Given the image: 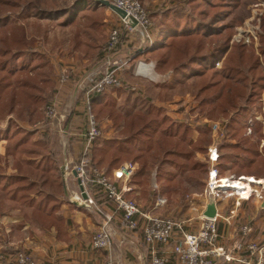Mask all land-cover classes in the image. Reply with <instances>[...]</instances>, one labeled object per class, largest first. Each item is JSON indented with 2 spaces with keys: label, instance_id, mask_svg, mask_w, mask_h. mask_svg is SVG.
<instances>
[{
  "label": "trees",
  "instance_id": "16d2710c",
  "mask_svg": "<svg viewBox=\"0 0 264 264\" xmlns=\"http://www.w3.org/2000/svg\"><path fill=\"white\" fill-rule=\"evenodd\" d=\"M261 1L264 2V0ZM189 4L194 10L193 17H186L185 21H182L185 16L181 12L166 11L163 13L161 23L169 22L168 25L160 29L155 42L142 53L148 54L154 60V70L157 74L162 75L172 68L174 80L167 89L172 91L178 84L181 89L186 88L188 86L186 82L190 80L192 81L191 91L200 107L210 104L215 109L216 116L227 117V119L230 113L237 114V118L229 119L226 128L231 138L238 135L240 139L234 146L226 145L235 151V155L233 157L224 156L223 163H229L231 171L236 172L233 174L237 176L253 175L255 179L263 177L264 146L259 153L255 144L250 143L249 138L245 136L246 130H244L243 123L249 112H260L261 100H263L264 107V18L260 24L257 54L251 47L233 42L230 44L231 24L229 25V22L222 24L227 15L237 7L239 0H190ZM203 5L205 8L202 7ZM103 9L105 7L92 0H69L62 3H59V0H0V120L10 116L19 118L23 113L33 116V120H38L40 108L43 105L46 107L51 105L52 98L59 90H57V85L54 84L53 87L42 71L47 66V62L43 61L42 55L30 45L26 24L9 22L10 16L16 14L23 21L31 19L34 22L52 19L60 25L73 27L70 31L75 34L74 48L77 49L80 46L87 48L89 49L87 54L92 52L93 56L96 55V60L101 61L106 55L105 43L102 46H99L100 43L97 45L99 40L95 33L102 22L92 16ZM171 15L172 19H169ZM82 36L85 37L83 41L80 40ZM211 36H220L221 42H214L213 45L205 44L208 37L213 38ZM193 37L196 40H193ZM183 39L185 40L183 42L191 43L187 47L179 48L178 43ZM124 42L125 35L122 34L116 50H119ZM221 60V66L217 69L216 64ZM70 79L72 80L71 76ZM77 82H72L71 85ZM45 91L48 92L46 95L48 98L44 96ZM212 92L215 96L214 102L208 101L206 97ZM146 120L148 118H144V121ZM14 124L10 119L8 120L2 138L6 142L4 156L14 160L12 167L17 172L9 177V183L0 185V190L6 198L31 209L33 218L41 219L46 215H51L57 207L56 205L51 209L46 208L50 202H58L53 196L54 192L50 194V189L56 187L53 191L62 194L59 180L50 179L52 178L51 173L54 174L51 171L60 166V160L52 151L48 138L37 139L34 133L26 132ZM261 128V124L254 121L252 129L258 136L257 140L262 137ZM167 129L168 131L165 132L167 139L163 141L167 149L164 150L163 156L179 160L170 163L180 171L178 175L191 173L197 178L201 175L206 176L208 166L205 164L199 162L192 163L191 166L187 164L193 162L192 159L196 152L203 151L198 141L202 137L199 136L196 141H192L188 127L177 122H170ZM98 139L95 145L98 144ZM95 145L90 150L87 174L90 171L89 167L98 169L104 164ZM36 159L38 162L35 161ZM1 161L2 156H0ZM167 162L164 161L162 164ZM113 164V161L108 162L107 171ZM162 171L161 169L156 180L164 183L162 190L169 199L170 193H175L171 183L176 179L171 173ZM1 173L0 168V180H3L4 176ZM220 173H223V168ZM30 176H34L40 182H30L28 180ZM145 177V169L142 168L135 173L131 184L136 187H147ZM97 188L89 184V189L95 198L101 194L100 191L96 194ZM44 189L49 191L44 192ZM32 192L34 194L29 195ZM147 192L146 196L154 202L156 193ZM34 220L39 221L36 218ZM1 254L4 260H0V264L7 259L5 251Z\"/></svg>",
  "mask_w": 264,
  "mask_h": 264
},
{
  "label": "rangeland",
  "instance_id": "374dc122",
  "mask_svg": "<svg viewBox=\"0 0 264 264\" xmlns=\"http://www.w3.org/2000/svg\"><path fill=\"white\" fill-rule=\"evenodd\" d=\"M64 1H69V0H59V3H62ZM94 1L96 2V0ZM106 1L110 3V0H106ZM134 1H136L144 11L145 15L147 16V19L150 22V27L147 32H145L144 29H141L143 37L138 36V34L134 31V29L132 32H127V34H125V43L126 42L129 43L128 48H130L131 50H136V51L143 50L147 45H149L153 37H156L160 29L164 28L166 24L168 25L169 22L164 21L163 23H161V20H163L162 15L166 11L181 12L183 16H185L182 19V21H185L186 17L187 18L193 17L194 10L192 9L191 4H189L190 0H134ZM225 1H229V0H225ZM202 7L205 8V5H203ZM101 11H103L102 12L103 14L101 13ZM101 11L97 13L95 12L94 15L92 16L97 21L99 20L102 22V25L95 33V36H97V39L99 40L97 45H99L100 43L99 46H102L103 43H106L113 30L123 29V24L120 18L119 21H115V22L114 20L111 21L109 19L106 21L105 12L108 11V9L105 8ZM108 14H111V12L108 11ZM263 18H264V2H262L261 0H239V4L237 5V7H235L232 13L231 14L229 13L226 19L222 22L223 25L227 24L228 22L229 25L231 24L232 29L230 30V32L232 36L229 41L230 44L233 42V43L245 45L242 44V40L244 36L246 35V37H248V35L253 34V37H250V43L246 44L245 47H251L254 53H257L259 35L261 31L260 24ZM169 19H172V15L171 18ZM80 20L82 22L81 18ZM9 22L12 23L18 22L21 24L22 23L26 24V33L30 45L33 46V49L37 53L42 55L43 61L47 62V66L42 71H44L46 78H48L51 81L53 87L55 84V86L57 85V90L59 89L57 95H55L54 98H52L53 96H51V98L53 100L52 102L55 105V109L58 112V115L62 116L63 119L55 120L52 122H45L44 112L46 109V105H43L40 108L39 111L40 116L38 120L36 119L33 120V116H29L28 114H24V113L19 118H17L16 116H10L5 118L4 120H0V130L5 129V127L8 125V120L10 119L11 122L17 124L24 131L25 130L37 131V136H36L37 139H41L42 137H46L49 139L52 151L58 157L57 159L60 160L61 168L63 167L64 164L68 166L67 173L69 175L67 177L68 178L72 177L74 182L72 181L68 182L69 180L67 182L66 181L64 182L66 187L65 188L66 195L59 194L58 191H53V189H55L56 187H53V189H50L48 187V189H50V193L54 192L55 193L54 195L60 197V199L63 202L62 203L50 202L46 208L51 209L52 207L57 205V207H55L56 209L51 214V217L52 215L53 217L54 215L59 217V215L62 214L61 212H59V208L61 205L67 208L74 215V213H76L74 211L76 210L72 208V204L69 203V201H71L69 200L70 199L69 197H71L70 196L71 193H74L75 195L80 194L81 198L85 196V198L82 199L84 201L91 200L90 208L85 210L89 212L91 215L95 216L99 223L96 230L95 229L92 230L93 228L91 229L90 227L91 234L89 238H91L92 240L91 235L94 236L97 230L101 228L103 215L104 214L109 215L111 214V211L109 213H106V210L97 202L98 200L97 197L95 198L93 193H91L89 189V184L85 179L84 181H82V185H80L76 180V177L72 175V171L74 170L76 165L79 164V161L81 159L83 144L81 142L80 154L77 157L76 161L74 160L71 162V159L68 156V151L69 149H71L70 146L73 145L75 134H73V132L69 134L68 132L69 130L66 129V123H67L66 119L68 114L67 113L63 114L61 112L62 110H66L69 108V106L67 108V103H66V93H67L66 89L70 87L72 82L78 81L79 76L81 75L82 72L88 71L93 66H94L93 69H91L93 70V74L95 72L97 73V75L104 73L105 69L107 68L106 65L107 56L103 60L98 61L95 60L96 55L93 56L92 52L91 54H87L89 53V49L84 48L82 46H80V48L75 49L74 48L75 34L70 31L73 27L70 28L69 26L60 25L59 23H56L52 19L42 22L39 21L34 22V20L31 19H28L27 21H23L18 15L15 14L10 16ZM211 37L213 38L208 37L206 39L205 44L209 43L210 45H213L214 42L216 43L221 42L219 39L220 36H216V37L211 36ZM192 39L196 40L194 37ZM217 39H219V41H217ZM80 40L81 41L85 40V37L82 36ZM183 41L185 40L183 39L179 41L178 43L179 48L187 47L191 43V42H183ZM127 55L124 53L123 49L120 48L115 53L114 57H110L111 59L110 62L116 61L118 62V64H120L123 57H127ZM224 57L222 58V60L224 59ZM126 60H127V64L125 66L127 67L126 70L121 71V69H119V71L117 70L119 73L118 72H117L118 74L116 73L119 80L118 86H112L106 88L104 92L100 94V95L104 94L108 98L107 105L99 109L97 107L95 109L91 108L92 114L95 118L97 125L99 126L101 133L100 138L98 139L99 140L98 144L101 143L107 147L105 148L103 154L99 153V155L103 159L102 161L104 162V164L96 170L104 174L106 178L112 180L113 172L116 170L115 168H117L119 165H116L114 167L111 166V169L107 171L109 167L108 162L113 161L114 163L115 159L116 161L119 160L122 162H132L135 165V172L130 180L129 185L132 186L133 188L139 189L140 195L139 197L133 194L127 196L126 193L125 194L126 199L133 201L135 204H137V206L141 208L144 207L145 203H147V199H148V197L146 196L148 195L147 191H149V194L153 193L154 191L156 193V196L161 195L165 199V205L162 208H160L159 212H155V215L156 213L159 214L161 213L167 216L165 218L171 219L174 216L173 212H176L177 215L175 214V216L179 215V217L177 218L182 220L184 214L179 211L177 212V208L179 206H182L180 204H185L186 202H189L192 199L196 201V203L201 201L203 203V193L204 190L206 189L207 176L201 175L200 178L199 177L197 178L191 173L189 174L185 173L184 175L180 176L178 175L180 171L170 164L171 161L175 162L179 160H174V158H171L169 156H165V157L163 156L164 150L167 149L166 146L163 144V141H166L167 139L165 132L168 131L167 128L170 125V122L181 123V125L188 127L189 137L192 141H196L199 136L202 137V139L199 138L202 142L200 140L198 141H199V145L202 146L203 151L196 152L194 158L192 159L193 162L187 163L188 166H191L192 163L199 162L201 164H205L206 166H208V171L212 167H215L219 171V176H220V175L228 174L225 173V171L227 172L230 169L229 163L227 164L223 163V159L225 158L224 156L235 155V151L226 147V145L234 146L240 139L238 135L237 136L235 135L233 138H231L226 128L229 119L237 118V114L230 113L228 116L229 119H227V117L225 118L223 116H216L215 109L210 104L200 107L198 101L195 100V97L193 96V93L191 91L192 89L190 83L192 81L190 80L186 82L188 85L186 88L181 89L180 85L178 84L174 86L172 91L167 89L172 83L171 80L169 82L165 80L168 79L170 76H172V78L174 77L172 73L173 72L172 68H169V70H167V72H165L164 74L159 75L154 70L155 67L154 60L148 58L147 60L136 62L135 64H133L132 70H130L131 68L130 58L127 57ZM222 60L216 64L217 69L220 68ZM140 64H143L146 67L145 68L146 70L144 71L139 70ZM108 68L111 71L114 68H116V66H108ZM63 72H66L69 75V77L71 76L72 80L70 79L69 82L61 85L59 83V79ZM125 88L130 90H125ZM117 89H120L121 92L117 91ZM49 91L50 89L48 90V92ZM47 93L45 91L44 96L48 95ZM63 93H65L64 97H62ZM46 97L48 98V96ZM206 97L208 101L211 100L212 102H214L213 98L215 96L213 92L207 94ZM174 98L176 99L175 102L171 103V101ZM77 100L78 98L75 97L76 102ZM158 102L160 104L166 103L167 106L164 105L163 107H161L162 105H159ZM167 103L170 104L168 105ZM157 105L160 107H157ZM169 115H172L175 118H172ZM144 118H148V120L144 121ZM82 121L83 122L81 121L79 122L80 124H85L84 129H86V122L84 117L82 118ZM254 121L259 122L262 127L261 128L262 137L260 140H257L258 136L256 135V133H254L255 132L254 129H252V125H254ZM243 124L245 125L244 130H246L245 136L249 138L248 139L249 142L255 144L257 149H259V146L263 147L264 146L263 100H261L260 112H254V111L249 112ZM10 132L12 133V131ZM82 132L84 131H80L79 133ZM40 134H42L41 137ZM79 138L81 139V134L79 135ZM1 142L2 141L0 139V144H2L3 147H5L6 142L5 141H3L2 143ZM208 148L216 149V152L219 155L216 164L211 165L210 163L207 162L206 156L208 155ZM196 154L200 157L196 156ZM12 161L14 164L13 159ZM164 161H168V162L166 164H162V162ZM223 164L224 166H222ZM220 167L223 168L222 174L220 173L221 171ZM142 168L145 169V174H146L145 181H147L149 185V186L147 185V187L143 186L144 189L143 187H136L131 184V181L135 173H137ZM89 169H93V167L92 168L89 167ZM161 169L163 170L162 171L163 173L165 172L171 173L173 177L176 179L171 183V187L174 189L175 193H170L171 197L169 199L165 196L162 190V185H164V183L156 180L157 175H159V172H161ZM13 170L15 169L13 168ZM84 170L86 172L87 169ZM233 173L236 172L233 171ZM188 175L190 178L188 177ZM235 175L236 176L234 177L228 176L222 179L235 181V180H240L239 178L241 177H245L247 179L254 178V176L237 177V174ZM258 179L259 178H257V180ZM37 181L40 182L38 179ZM216 184L217 183H215V185ZM247 184L252 189L251 193L253 194V197L255 196V193L256 194L258 193V189H262L264 191L263 187L261 188L257 187L258 188L257 189L252 186L253 184L246 183V185ZM80 187L82 188L81 191H80ZM48 189H44L43 191L44 192L49 191ZM97 189L98 190L96 194H98V191H100V193L104 196L101 190L99 188ZM217 191H219L220 195L222 196L229 197L232 194L236 196H240L238 192L233 190L228 191V190L220 189ZM33 194L34 193L32 192L29 195L32 196ZM256 196L258 197V194ZM13 202L16 205L20 204L15 201ZM0 204L2 203L0 202ZM5 204H6V209L4 208L5 211L12 212L13 210H11L10 208L12 205L15 206V204L12 203L9 204L7 202ZM20 205H24V204H20ZM16 207L18 206H15L14 208ZM13 214L15 216H18L19 212L17 211L16 213ZM20 215L21 214H19V216ZM32 216H33V212L31 213V218L35 223H37V225L46 226V224L49 223V225L54 227L56 231L59 230L58 228L61 226V225L59 226L58 222H55V217L53 218L54 221L48 222L49 219L46 217L44 218L42 217L41 219L35 217L37 220H39L36 221L34 220L35 218H33ZM62 217H66L65 214H62ZM73 220L75 225L82 227L81 224L75 222L77 218H73ZM1 221L2 219L0 218V260L1 261L4 260L2 257L3 255L1 254L4 253V251H6V253L9 254L7 255V259L3 261L2 264H15L14 259L18 254L28 256L36 263H43V262L49 263L47 261L36 260L31 255V253H29V251L21 247L20 244L22 243V240H25L27 236L25 237L21 232H17V231L13 232L14 228L10 229V227H8L5 230L6 224ZM112 224L113 222L111 223V226ZM113 226H116V228L118 227L117 224L116 225L113 224ZM119 229H120V225H119ZM88 231L89 230H84L85 233H87ZM37 233L41 235L42 232L39 233L38 231ZM91 240H90V247H91ZM110 255L113 263L116 264L117 258L115 256L112 244L110 249ZM107 260H108V256L106 255L105 262Z\"/></svg>",
  "mask_w": 264,
  "mask_h": 264
},
{
  "label": "crops",
  "instance_id": "0c3cea01",
  "mask_svg": "<svg viewBox=\"0 0 264 264\" xmlns=\"http://www.w3.org/2000/svg\"><path fill=\"white\" fill-rule=\"evenodd\" d=\"M108 11L111 12V14H108ZM108 11H106L107 13L105 12L106 21L108 19L111 21L114 20V22L119 21V17L115 13H113L109 9ZM155 38L156 37H153V39L151 40V42L153 41L152 43L155 42ZM128 44L129 43L124 42V45L121 46V49H123L126 55L128 54L127 57L130 58V67H131L130 70H132L133 64H135L138 61L147 60L148 58H150V56L148 54L142 53L144 50L143 51L131 50L130 48H128ZM127 57H123V59H126ZM93 67L90 68L88 71L82 72L81 75L79 76L78 82L70 85V87L66 89L67 90L66 103H67V108L68 106L69 108L66 110L61 109L62 110L61 113L68 114L67 119H66L67 120L66 129L69 130L68 131L69 134H71L72 132L73 134H75L73 145L70 146L71 149H69L68 151V156L71 159V162L74 160L76 161L77 157L80 154L82 141L79 138V135L83 134L84 132L82 133H79V132L85 131L84 129L85 124H80L79 122V121L83 122L82 118L84 117L85 119V113L83 110L84 108L82 107L83 106L82 104L83 94L81 93L78 86L80 85V83L91 80V76L93 74V70L91 69H93ZM170 80L171 81L174 80L172 76H170L165 81L169 82ZM125 90H130V89L125 88ZM117 91H120V89H117ZM64 96H65V93H63L62 97ZM75 97L78 98L77 102L75 101ZM92 100L94 101L92 102ZM107 100L108 98L104 94L101 95V97L100 95L95 96L91 99V106L94 109L96 107L98 109L102 108L107 105ZM175 100L176 99L174 98L171 101V103L175 102ZM158 104L162 105L161 107L166 105V103L160 104L159 102ZM167 104L169 105L170 103H167ZM157 107H160V106L157 105ZM169 116L172 118H175L172 115H169ZM26 132L34 133L35 138L37 136V131L27 130ZM75 132H78V133H75ZM3 135H4V129L0 130V139L2 142L4 141L3 140L4 138H2ZM94 147L95 149H97V152H99L100 154H103L105 148H107L101 143L96 144ZM261 149H262V146H259V149H258L259 153L261 152ZM4 151H5V147H3L2 144H0V156H2V161L0 162V168L2 169L1 174L2 176H4V179L0 180V185H6L7 183H9V177L11 175L16 174L17 172L13 170L12 168V165H13L12 158L5 157ZM196 156L198 155L196 154ZM229 157H233V156H229ZM35 161L38 162V159H36ZM115 162L113 164V167L116 165L120 166L122 163H124L119 160L116 161V159H115ZM51 172H54V174L51 173L52 178L50 179L51 180L55 179V181L59 180L62 186V195H66V191H65L66 187L64 184V180H63V171H62L61 165L56 170L51 171ZM225 173H228V174L220 175L219 177L225 178L228 176H236L235 174H233L231 169H229L227 172L225 171ZM250 176H253V175H250ZM251 179H254V178H251ZM28 180L30 182L38 183L36 182L37 178H35L34 176L28 177ZM254 180H257V179H254ZM258 180L263 181L264 176L259 177ZM67 181L74 182L72 177L70 178L67 177L66 182ZM54 194L53 196L55 197V199H57L58 202L62 203L63 201L60 199V197ZM131 194L139 197L140 191L139 189L133 188L132 186H130V191L126 195L128 196ZM99 195L97 196V199H98L97 202L106 210V213H109L111 211V214H113L112 212H114V206L111 203H108L102 194H99ZM251 197H253V195ZM249 198L245 195L244 199H249ZM0 202L2 203L0 204V218L2 219L1 222L6 224L5 230L8 227H10V229L14 228L13 232L15 231L21 232L25 237L27 236L25 240H22V243L20 245L21 247L29 251V253H31V255L36 260L47 261L50 264H104L105 259H106V253L100 252V251L99 252L94 251L90 247L91 238L89 237L91 234V229L93 228L92 230L94 229L96 230L99 223L96 217L91 215L85 209L78 208L72 205V208L76 210L74 211L76 213H74L73 215V213H71L67 208L61 205L59 208V212H61L62 214H65L66 217H62V214H60L59 217L54 215L55 222H58L59 226L61 225L58 228L59 230L56 231L54 227L49 225V223L46 224V226L37 225V223H35L31 218L30 209H28L24 205H20V204L16 205L12 200H8V198L5 197L4 193L1 190H0ZM6 202L9 204L11 203L15 204V206H18V207L14 208L15 206L12 205L10 209L13 211L7 212L5 211ZM153 204L154 202H152L148 198L147 203L144 204V207H141L142 211L149 212L152 215L157 216V217H167L166 215L161 214V213L160 214L156 213L155 215V212H159L160 208L153 209ZM202 204H203L202 201L196 203V201H194L193 199L190 200L189 202H186L185 204H180L182 206H179L177 208V212L178 211L182 212L185 216L183 215L182 217L183 219L180 220L179 218H177L179 217V215L175 216V214L177 215V213L173 212L174 216L173 218H171V220L184 222V231L186 233H189V234L196 233L199 229V226L201 225V221L198 220L197 214L191 213L189 211L188 206L191 205V206L201 209ZM214 206H215L216 215H217L216 230L218 233V239L215 243V246L217 248L223 249L224 251L231 252L232 249L238 243H240L244 247V250L241 253V257L244 260H248L252 263L253 258H251L249 253L245 251V247L246 245L250 243H254L259 247L264 246V192H263V197L261 199H257V196L255 195L249 201H243V200L241 201V200H238L236 197L218 198L214 200ZM17 211L19 212V214H21L20 216L19 214L18 216H15L13 214V213H16ZM54 217L53 215L52 217L51 215H48V216L46 215V218L49 219L48 222L54 221L53 220ZM73 218H77L75 222H78L79 224H81L82 227L75 225ZM120 218H121V215L116 213V215L113 218V224L115 225L117 224L118 227L116 228V226H113L112 224L113 235H112L111 242L113 245L115 256L117 258L116 264H150V255L148 254V252L146 254V258L142 259V254L144 253V250H145L142 238H139V241L131 240L130 238H128V234L123 233L119 229ZM245 225H248L251 228V233L248 236L244 237L239 233V228ZM35 230L37 232L39 231V233L42 232L41 235H39ZM84 230H89V231L85 233ZM174 244H175V240H172L169 243V245H155L154 246L156 255L158 257L166 258L167 264H179L177 257L171 254V248L173 247ZM213 264H239V263H236V262L226 263L223 257H221L219 259H214Z\"/></svg>",
  "mask_w": 264,
  "mask_h": 264
},
{
  "label": "built area",
  "instance_id": "2783aa9c",
  "mask_svg": "<svg viewBox=\"0 0 264 264\" xmlns=\"http://www.w3.org/2000/svg\"><path fill=\"white\" fill-rule=\"evenodd\" d=\"M110 3L125 13V18L121 19L123 29L113 30L104 45V51L106 52L105 57L107 56V68L105 69V72L98 75L95 72L91 76V80L80 83L78 86L83 94L82 104L85 110L86 129L84 133L81 134V141L83 144L81 159L72 172L76 173V180L79 181L80 185H82V181L85 179L87 183L92 184L94 187H98L104 194L105 199L114 206L113 214L103 215L101 228H99L94 236H92L91 249L97 252L100 251L106 253L108 260L105 264H114L110 255L112 244L111 239L113 235L111 223L113 222L112 220L116 213H118L121 215L119 221L120 230L123 233H127L128 238L131 240L139 241V238H142L145 248L144 253L142 254V259L146 258V254L148 252L150 255V264H167L166 258L158 257L156 255L154 246L169 245L172 240H175V244L171 248V254L177 257L179 264H213L214 259H219L221 257H223L226 263L236 262L239 264H264V246L259 247L254 243L246 245L245 251H247L250 257L253 258L252 263L241 257L244 247L240 243H238L231 252L224 251L223 249L215 246L218 239V233L216 230L217 215L211 219L202 216V213L208 203L207 196L210 195L213 201L218 198L229 197H236L241 201H249L253 198L250 197L249 199H241L240 196H236L234 194L229 197L220 195V192L214 189V184L220 182L222 178L219 177V171L215 167H212L207 173L206 189L203 193V204L201 205L202 208L199 209L191 205L188 206L189 211L197 214L198 220L201 221L198 231L194 234H189L184 231V222L154 216L149 212L142 211L137 204L126 199L125 194L130 191L129 183L135 172V165L132 162L122 163L113 172L112 180L106 178L104 174L98 172L94 168L90 169L88 174L85 172L84 169L89 166L90 150L95 141L100 138L101 135L99 126L97 125L91 111V99L102 94L106 88L118 86V71L119 69H121V71L126 70L127 67L125 66L127 64V60L122 59L121 63L118 64L116 61L110 62V57H114L115 53L118 51L116 50V46L121 35H125L127 32L133 31L134 28L130 27V21L133 20L136 25L141 29H144L145 32H147L150 27V22L147 19V16L136 1L110 0ZM250 37H253V34L248 35V37L245 35L242 40V44H249ZM149 45H147L143 50L148 49ZM108 66H116V68L110 71ZM142 66L144 65L140 64L139 70H141ZM68 80L69 75L66 72H63L60 76L59 83L61 85L65 84ZM62 119L63 117L58 115L54 103L46 107L44 112L45 122ZM206 157L207 162L212 165L217 163L219 155L217 154L215 148H208V155ZM67 170L68 166L64 164L62 167L64 182L69 175ZM252 186L257 188V185ZM263 192L264 191L262 189H258L257 199H261L263 197ZM70 196L69 200L71 201H69V203L72 205L83 209L90 208L91 200H82L83 198H81L80 194L75 195L74 193H71ZM164 205L165 199L161 195H157L153 204V209L161 208ZM239 233L244 237L248 236L251 233V228L248 225L242 226L239 228ZM14 263L50 264L44 262L36 263L30 257L22 254H18L15 257Z\"/></svg>",
  "mask_w": 264,
  "mask_h": 264
},
{
  "label": "bare ground",
  "instance_id": "6f19581e",
  "mask_svg": "<svg viewBox=\"0 0 264 264\" xmlns=\"http://www.w3.org/2000/svg\"><path fill=\"white\" fill-rule=\"evenodd\" d=\"M145 68H146L145 66H142L141 71L146 70ZM239 179L240 180H235V181H231L228 179H222L221 182H218L216 185L214 184V189L216 191L220 190V189H222V190H233V191H236L240 194L241 199H244L245 195L248 198L253 195L251 193L252 189L250 188V186L248 184L246 185V183L257 185V187H260V188L261 187L264 188V180L259 181V180H254V179H247L245 177H241ZM257 194L255 193V195H257Z\"/></svg>",
  "mask_w": 264,
  "mask_h": 264
},
{
  "label": "water",
  "instance_id": "95a60500",
  "mask_svg": "<svg viewBox=\"0 0 264 264\" xmlns=\"http://www.w3.org/2000/svg\"><path fill=\"white\" fill-rule=\"evenodd\" d=\"M96 3L100 4L101 6L107 8V9H109L110 11L115 13L120 19L125 18V13L121 9H118L117 7H115L114 5L109 3L108 1L98 0V1H96ZM130 27L134 28V31L138 34V36L143 37L142 32H141V28L138 27L133 20L130 21ZM139 51H141V50H139ZM72 175L74 177H76L75 172H72ZM78 183H79V181H78ZM81 190H82V188L80 187V191ZM207 197H208V203L205 207V211L202 213V216L205 218L211 219V218L215 217L216 210H215L214 201H213L212 197L210 195H208ZM83 198H85V196H83Z\"/></svg>",
  "mask_w": 264,
  "mask_h": 264
}]
</instances>
